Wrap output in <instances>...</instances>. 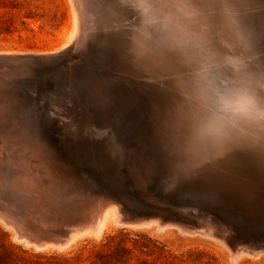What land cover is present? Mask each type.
Masks as SVG:
<instances>
[{"label":"rangeland","instance_id":"obj_1","mask_svg":"<svg viewBox=\"0 0 264 264\" xmlns=\"http://www.w3.org/2000/svg\"><path fill=\"white\" fill-rule=\"evenodd\" d=\"M71 9L70 0H0V50L11 48L38 50L56 46L69 28L72 15ZM84 60L88 63H93L95 70H100L96 66L99 61L95 53H90ZM47 66L37 64L29 71H17V73L9 70V73L5 75H8L6 78L15 85L20 102L27 103L26 105L29 104L28 106L33 109L37 118L31 123L13 126L16 133L19 135L25 134L24 136L28 138L31 147L38 144L40 150L45 149L44 151L50 156L49 160L56 164L57 169L61 167L69 172L73 166L72 171L74 173L77 172L75 174L79 178L87 179L91 189L92 187L93 189H98L99 186V189H104L109 193L110 199L120 207L119 215L124 216L123 220L135 221L141 217L143 218L142 220L157 219V222L154 221L153 224L148 225L141 224L140 226L136 224V226L130 223L118 222L117 224L116 221H113L116 224L110 222L100 236L85 234V236L81 235L83 237H78L74 242H71L66 248L60 249L57 246H52L51 248L50 246L48 249H44L36 248L18 239L14 231L0 220V264H264V196H262L264 195V189L261 191L263 199H255L253 203L256 204L252 208L253 204H248L245 199H239L232 190L217 189L209 191L205 189L199 183L196 172L174 178L156 139L151 119L153 101L148 95L146 96V92L142 88L137 87L131 81L134 77L126 74L122 66L117 65L118 70L113 69V72L120 77L112 79V100L110 105L114 122H116L115 125L119 126L118 128L122 133L120 138H135L128 142L131 145L124 152L126 154L120 153L121 155L117 157L116 150L113 146H110L106 148L107 151L105 149L101 153L103 160H100V163L98 161L94 165H87L88 167L86 165H74L72 161L65 160L63 156L65 152L67 154H76L74 150L63 145L65 144V138L70 141L76 140V143L81 142L78 139L86 138L88 139L86 144L90 145L96 141L90 138H107L108 135H93L86 128L87 123L82 116L87 106L83 100L84 88L79 85H77L78 87L71 85L68 81L60 78L55 80V77L51 75H45ZM57 81L60 83L56 84ZM132 91H137V94L142 96V103L140 102L139 106L143 105L142 107L145 109V112H143L144 116L137 111V105L129 100ZM71 99H74V101ZM121 109L124 110L121 111ZM125 113L127 114L125 115ZM60 118H63V121ZM140 118L145 120V122L140 120ZM56 121L60 122L56 124ZM62 141L64 142L63 144ZM58 147L61 149H57ZM112 147L113 149H111ZM129 147H131L133 152H129ZM62 150L63 153H61ZM106 154L109 158H107ZM121 157H124L122 158L123 160ZM125 163L128 165L126 166ZM132 163L133 165H131ZM101 165L103 172L100 168ZM81 166L84 167L81 168ZM11 168L16 169V166ZM96 168L100 173L99 171H97L98 173L96 172ZM112 171L113 177L110 174ZM118 173L119 175H117ZM205 176L201 174L199 179ZM108 177L111 178L108 179ZM102 181L103 183L101 184ZM108 184L111 185L108 186ZM142 189H145V192ZM141 194L143 195L140 196ZM147 199L148 201H146ZM218 208L220 211H218ZM252 209H255L253 212L255 211L257 216L254 217ZM128 210L133 212L131 213ZM160 211L161 213H159ZM185 211L186 213H183ZM200 211L206 213V215L217 217L218 220H214L215 225L219 224L218 221L232 225L235 229L234 232L229 237H221L216 233L214 235L200 232L191 234L183 232L181 229L179 230L180 227L185 229V227L193 226V221L196 226L199 220L204 222L206 218L204 215H200L202 213H199ZM147 214H151L150 216L154 217L151 218ZM180 219H186L185 221L187 222L183 221V223ZM203 227H206V225H203ZM240 250H242L241 255L237 258L236 255ZM258 250L263 252L261 251L260 253Z\"/></svg>","mask_w":264,"mask_h":264},{"label":"clouds","instance_id":"obj_2","mask_svg":"<svg viewBox=\"0 0 264 264\" xmlns=\"http://www.w3.org/2000/svg\"><path fill=\"white\" fill-rule=\"evenodd\" d=\"M90 39L156 93L172 175L239 153L264 163V0H81Z\"/></svg>","mask_w":264,"mask_h":264},{"label":"bare ground","instance_id":"obj_3","mask_svg":"<svg viewBox=\"0 0 264 264\" xmlns=\"http://www.w3.org/2000/svg\"><path fill=\"white\" fill-rule=\"evenodd\" d=\"M70 3H71V8H72L70 25H69L68 30L62 36L61 40L56 46L52 48L38 49V50H30V49L23 50V49H12V48L6 49V50L5 49L0 50V220L4 224H6L7 227L9 226L11 230L14 231L15 236H17L18 239L23 240L27 242L28 244L33 245L36 248H44V249L45 248L48 249L50 246L51 248L52 246L60 247V249L64 247L66 248L68 245L71 244V242H74L78 237H83L81 235L85 236V234H90V235L92 234V235L100 236L105 230V228L109 225L110 222L114 223L113 221H116L117 224L118 222H120V223H127V224L130 223V224H135V225L139 224V226L141 224H147V225L151 223L153 224L154 221L157 222L156 221L157 219H154V220L151 219L152 217H154V216H150L151 214L150 215L147 214L148 216L151 217V218L148 217L151 220H147V219L142 220L143 218L141 217H140L141 220H139L140 218H138L135 221L123 220L122 218L124 216L122 217L119 215L120 207L114 201L110 199L109 193H107L104 189H99V186H98V189H93V187L91 189L90 187L91 185L89 184V182H87V179L85 180L82 177L79 178L78 175H76L77 172H75L76 173L75 174L74 171H72L73 166L69 172L66 170H63V168H61L60 166H59L60 168L57 169L56 164L53 161L49 160L50 156L46 153V151H44L45 149L40 150L38 144L31 147L29 145L28 138L24 136L25 134L22 133V135L21 134L19 135L16 133L15 129L13 128V126L15 125L17 126L19 124L22 125L24 123H29V122L31 123L37 118L33 112V109H31L30 106H28L29 104L26 105L27 103L25 104L23 102H20V99H19L20 97L15 90V85L11 83V81H9L8 78H6L8 77V75L7 76L5 75L6 73H9V70L12 72H16V73L17 71H29L33 68L34 65L44 64V65H48L46 67L45 75H51L52 77H55V80L57 78H60L64 81H68V83L71 85H76V86L79 85L80 87L84 88L85 94L83 96V100L87 106L82 116L85 122L87 123L86 128L88 129V131L92 132L93 135H97V136H105V135L107 136L108 135L109 137V138L108 137L107 138H90L93 141L96 140L90 145L86 144L88 143V139L86 138L78 139L81 141L80 143H76L75 142L76 140L70 141L65 138L64 139L65 144H63L64 143L63 141H62V144L68 146L71 150H74V152L76 153V154H67L65 152L64 155L62 154L65 160H68L69 162L72 161L74 165H86V166L90 164L94 165L96 162L99 161L100 163V160H103V156L101 155V153L106 148L113 146L114 149L116 150V154L118 157V155L119 156L121 155L120 153L123 154L126 151L127 147L131 145L128 142L135 139V138H124V137L120 138L122 136V133L118 128L119 126L115 125L116 122H114L115 121L114 116L112 115L113 113L111 112V109H112L110 105L111 100H112L111 82H112V79L114 80L116 77H120L118 74L113 72V69L118 70L117 65L122 66V67L123 65L121 64L118 57L114 54V52L111 49H109L108 47H105L104 45L97 42L96 40L90 39L88 37L86 31L84 30L83 24H82L85 13L82 7L81 0H70ZM92 52L95 53V55H97L99 63L96 66L100 68L99 71L93 68L94 66L93 63H88L87 61L84 60V58ZM131 81H133L137 87L142 88L146 92V96L148 95L151 101H154L156 93L151 85L141 80H138L136 78H133V80ZM20 82L22 81L20 80ZM57 83H60V82L57 81L56 84ZM51 89H55V88H51ZM129 97H130L129 100L131 101V103L137 105L138 107L137 111H139V113L141 115L143 114L144 116L143 112H145V109H143L142 107L143 105L140 104L141 106H139V103L140 102L142 103L141 101L142 96L138 95L137 91H132ZM75 98H76V95H75ZM123 98H124V94H123ZM72 101H74V99ZM136 105L134 106L136 107ZM122 110L124 109H121V111ZM126 114L127 113H125V115ZM140 120L142 119L140 118ZM142 121L145 122V120H142ZM59 122L56 121L55 123L57 124ZM134 124H135V121H134ZM72 127H75V126H72ZM113 147L111 149H113ZM59 148L60 147H58L57 149ZM129 149L130 151L129 150L128 151L131 152L132 151L131 147H129ZM61 153H63V150ZM16 156H17V159H16ZM106 156L107 158H109L107 154ZM122 158L124 157H121V159ZM132 158H133V155H132ZM135 158H138V157H135ZM140 162H141V159H140ZM57 164L60 165L58 162ZM131 165H133V163ZM12 166H16V169L15 168L12 169L11 168ZM82 167L84 166H81V168ZM101 167L102 165L100 166V168ZM97 171L99 170H97L96 168V172ZM103 171L104 170H102V172ZM200 173L206 176L202 179H199V176L201 175ZM92 174L94 173L92 172ZM110 174L112 175L111 177H113L114 175L113 171ZM117 175H119V173ZM117 175H116V178H117ZM196 175L194 176L198 178L199 183L205 189L209 191H213L217 189L232 190L237 194L239 199H245L247 200L248 204H253V206H251L252 208L256 204V203H253L255 199L257 198L263 199L262 196L264 195H262L261 191L262 189H264L263 188L264 187V163H262L259 159H257L255 156L251 154L239 153L235 156L226 157L216 162L207 163L203 165L200 168V170L196 172ZM111 177H108V179ZM136 177L138 178V176ZM119 179H120V176H119ZM102 183L103 181L101 182V184ZM110 185L111 184H108V186ZM143 191L145 192V189ZM138 192H135V193H138ZM131 193L133 192L131 191ZM142 195L143 194H141L140 196ZM141 198L143 199L144 197H141ZM146 201H148V199ZM18 202L22 204L23 206L22 208L17 207L16 204ZM132 202H133V199H132ZM170 208H175V207H170ZM253 210L255 209H252V214L255 217L257 215L255 211H254L255 213L253 212ZM218 211H220V209ZM153 212L152 214H154ZM201 212L202 211H200L199 213ZM159 213H161V211ZM183 213H186V211ZM200 215H204V217L206 218L205 220L203 218L204 222L202 220L200 222L199 220L196 226L193 223L194 221L193 222L190 221L192 222L193 226L185 227V229L184 228L182 229L180 227L179 230L181 229L183 232L191 233V234L200 232L202 234L209 233V235L210 234L214 235L216 233L217 235L221 237H229L231 236V233L234 232L235 230L232 227V225L225 224L221 221H218L219 224L215 225L214 220L215 219L218 220V218L215 217L214 215L209 216L208 214L206 215V213L204 212H202ZM185 220L180 219V221L182 222L183 221L187 222ZM203 225L204 226L206 225V227H203ZM241 251L242 250L238 251L236 255L237 258L241 255ZM261 251L258 250V252L260 253Z\"/></svg>","mask_w":264,"mask_h":264},{"label":"water","instance_id":"obj_4","mask_svg":"<svg viewBox=\"0 0 264 264\" xmlns=\"http://www.w3.org/2000/svg\"><path fill=\"white\" fill-rule=\"evenodd\" d=\"M16 205H17L18 208H22L23 207L22 204L19 203V202Z\"/></svg>","mask_w":264,"mask_h":264},{"label":"snow or ice","instance_id":"obj_5","mask_svg":"<svg viewBox=\"0 0 264 264\" xmlns=\"http://www.w3.org/2000/svg\"><path fill=\"white\" fill-rule=\"evenodd\" d=\"M101 135H103V134H101Z\"/></svg>","mask_w":264,"mask_h":264}]
</instances>
